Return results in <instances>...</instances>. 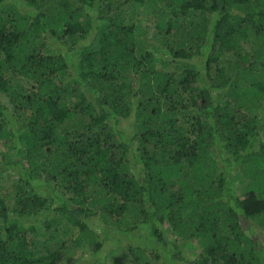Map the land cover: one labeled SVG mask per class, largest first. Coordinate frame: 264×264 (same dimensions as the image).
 <instances>
[{"label": "trees", "instance_id": "obj_1", "mask_svg": "<svg viewBox=\"0 0 264 264\" xmlns=\"http://www.w3.org/2000/svg\"><path fill=\"white\" fill-rule=\"evenodd\" d=\"M262 232L264 0H0V264H264Z\"/></svg>", "mask_w": 264, "mask_h": 264}, {"label": "rangeland", "instance_id": "obj_2", "mask_svg": "<svg viewBox=\"0 0 264 264\" xmlns=\"http://www.w3.org/2000/svg\"><path fill=\"white\" fill-rule=\"evenodd\" d=\"M260 233V232H259ZM260 235H262V239H261V241H262V243L264 244V232H262V234H260ZM191 248H194L195 250H196V252H192V253H190L191 254V256H196V254L199 252V247H198V245L197 244H194V245H192V244H187V245H185V250L186 251H189ZM81 254V253H80ZM124 264H129V261H124Z\"/></svg>", "mask_w": 264, "mask_h": 264}]
</instances>
